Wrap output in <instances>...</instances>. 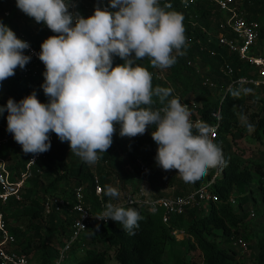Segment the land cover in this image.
I'll return each mask as SVG.
<instances>
[{
    "label": "trees",
    "instance_id": "obj_1",
    "mask_svg": "<svg viewBox=\"0 0 264 264\" xmlns=\"http://www.w3.org/2000/svg\"><path fill=\"white\" fill-rule=\"evenodd\" d=\"M95 1L72 0L75 6L70 11L88 18L94 15L98 3L101 9L109 7V0ZM187 2L185 6L184 0H161V5L170 3L171 10L184 16L187 46L182 49L183 55L177 57V63L166 73L152 68L148 59L139 63L152 72L154 87L173 88V96L179 97L181 103L190 105V109L197 112L203 121L215 125L217 120L213 113L220 110L221 122L215 142L222 145L227 166L218 170V174L217 170L210 171L209 175L196 183H185L176 170L164 171L157 165L158 145L151 136L155 130L153 127L150 126L143 135L121 138L117 125L112 146L106 153L100 154L101 159L94 165L81 161L71 153L68 142H61L55 133H50V150L28 169L34 155L24 154L22 146L7 131L8 112L5 111L0 115V158L7 162L11 181L18 182L23 173L30 172L20 188L19 198L11 196L6 202L0 199V214L5 230L14 238L13 242L5 243L6 251L25 253L29 257L34 252H42L40 264H56L71 240L77 215L68 209L45 215L44 203L48 197L72 200L75 189L84 185L86 202L94 211H101L102 205L105 207L110 201L114 206L136 208L143 219L139 221L135 235H129L122 225L112 220L106 225H99L98 229L97 226L89 228L71 244L67 254L73 253V258H67L62 264H167L166 253L175 244H187L192 249H198L202 262L193 260L187 254L174 264H264V216L258 214L255 223H249L252 213L245 210L250 203L248 187L251 185H257L264 198V163L244 161L233 152L230 141V137L236 138V132L240 131V117L248 114L249 99H254L260 103V109L249 115L248 123L255 126L253 139L264 142V97L251 95L233 98L230 91L226 93L233 78H257L259 68L249 60L241 59L238 54L209 42L205 30L217 33L222 30L221 24L225 21L215 1ZM237 3L247 18L260 22L259 38L252 53L264 57V52L258 48L260 42L264 41V0H237ZM109 10L113 9L109 7ZM0 21L39 54L42 43L55 35L46 25L37 24L18 9L16 0L7 15L0 11ZM212 50L217 52L215 56L211 54ZM191 61L193 65H190ZM122 63L119 57H114V67ZM227 64L234 69L232 77L222 71ZM206 70L211 71L210 78L215 83V89L203 84V75L199 73ZM45 71V65L40 60L38 64L30 61L24 69L18 67L15 75L0 86V107H6L10 98L19 103L33 91L41 103H48V97L41 87L45 82ZM192 102L197 104L195 110ZM6 137V141H3ZM139 160L149 167L147 173L141 170ZM255 174L259 175L257 181ZM96 176L103 188V202L96 194ZM210 182L209 190L217 200L189 208L185 213L171 217L169 224L163 220V210L150 212L147 206L123 205L130 193L137 192L145 185L149 198L153 200L186 196ZM108 186L116 188L119 197L110 200L105 195ZM163 186L164 191L161 189ZM172 187L173 194L167 195V189L172 190ZM0 192H3L1 185ZM235 197L238 199L237 205L236 201H231ZM174 230H183L186 237L178 240L173 234ZM4 238V232L0 229V243ZM239 239L248 245L251 254L248 262L239 255L236 245ZM68 260L72 262L68 263Z\"/></svg>",
    "mask_w": 264,
    "mask_h": 264
},
{
    "label": "clouds",
    "instance_id": "obj_2",
    "mask_svg": "<svg viewBox=\"0 0 264 264\" xmlns=\"http://www.w3.org/2000/svg\"><path fill=\"white\" fill-rule=\"evenodd\" d=\"M16 3L25 15L55 33L42 43L39 54L46 68L41 87L49 102L41 103L33 91L19 103L10 98L6 107H0V115L8 112L7 131L24 154L49 151V134L55 133L61 142L69 143L72 154L94 165L112 146L117 125L121 138L143 135L151 126L158 145L157 165L164 171L176 170L185 183H196L227 166L222 145L213 139L215 127L193 121L188 104L173 96V88L154 87L152 72L139 63L148 59L152 68L163 70L183 55L184 16L171 10L170 3L109 0L114 11L101 9L98 3L88 18L70 11L75 6L72 0ZM29 48L0 21V86L30 62L24 54ZM114 57L123 63L114 67ZM229 91L233 98L254 94L243 86ZM213 115L221 119L219 113ZM246 128L251 133L255 126L248 123ZM105 195L111 200L120 193L108 186ZM96 218L119 223L129 235H135L143 219L136 208L110 201Z\"/></svg>",
    "mask_w": 264,
    "mask_h": 264
},
{
    "label": "built area",
    "instance_id": "obj_3",
    "mask_svg": "<svg viewBox=\"0 0 264 264\" xmlns=\"http://www.w3.org/2000/svg\"><path fill=\"white\" fill-rule=\"evenodd\" d=\"M188 1V0H187ZM192 2L194 0H191ZM198 1V0H195ZM215 1L219 9L223 12L225 21L221 24V31L214 33L211 30L206 29V34L209 42H214L220 48L226 49L231 53L238 54L241 59L249 60L252 65H255L259 68V75L257 78L254 77H240L233 78L231 83L226 88V93L229 92L231 87H250L254 90V94L258 97L263 95V87H264V57H258L252 53V49L259 38L260 34V22L255 19H249L245 15L243 11H241L238 7L237 0H212ZM185 2V0H184ZM188 4V2H187ZM226 30L227 32L223 31ZM216 51L212 50L211 54L216 55ZM25 55L31 57V62L33 64H38L39 53L32 48L25 50ZM222 71L225 75L232 77L234 75V69L230 64L225 65L222 68ZM205 85L215 86L213 80L206 78L204 81ZM251 96V95H247ZM225 98V95L222 96ZM193 108L197 107L195 102H192ZM190 107V105H188ZM192 111V110H191ZM191 119L193 121L202 120V117L197 113L193 112ZM216 113L220 114V110ZM214 114V113H213ZM215 118V116L213 115ZM217 120V119H216ZM221 119L217 120L215 125L210 124L215 127L216 135L213 137L214 142L218 137L219 126ZM52 138V137H50ZM1 144V142H0ZM43 155H35L31 161L32 163L28 164V169L31 165L35 164L38 158ZM141 170L144 173L149 171V167L144 164L142 161H138ZM218 172V171H217ZM218 174V173H217ZM30 176V172H26L22 174L21 180L18 182L11 181L10 172L7 169V162L5 159L0 158V185L3 188V192H0V199L3 202H6L9 197L17 196L19 198V191L22 187L24 181ZM96 182V194L100 196V201L103 202V188L99 183V179L97 176L95 177ZM213 182V181H212ZM212 182L208 183L207 186H202L196 191L186 195V196H176V197H161L159 199H150L147 191L142 187L137 192L130 193L127 197L126 202L123 205L134 206L141 205L147 206L149 211L151 209H155V212L159 210H163V220L165 223L169 224L171 217L176 215H181L187 211L189 208H193L200 203H208L211 201H216L217 198L211 194L209 187ZM231 201L235 202L232 198ZM102 205V203H101ZM120 206V205H119ZM103 209L101 211H94V208L90 206L86 202L85 195V187L84 185L78 186L74 191V197L72 200H69L65 197H48L44 203V211L45 215H50L52 212H62L65 209H68L71 213L77 215L74 224H73V234L71 236V240L64 247L61 252V256L56 264H62L67 258V252L70 250L71 244L76 241L84 232H86L89 228L95 227L97 225H106L110 222V220L103 221L97 219L96 217L103 213L105 210L104 205H102ZM252 216H255V213H252ZM0 229L4 232L5 238L0 243V264H32L30 262V258L25 253L18 252H8L4 249V245L7 241H14V238L10 237L8 232L5 230L4 223L2 221V216L0 214ZM173 234L176 236L182 234L186 236L183 230H174ZM184 238V237H183ZM237 247L247 253L248 245L247 243L239 239L236 243Z\"/></svg>",
    "mask_w": 264,
    "mask_h": 264
},
{
    "label": "rangeland",
    "instance_id": "obj_4",
    "mask_svg": "<svg viewBox=\"0 0 264 264\" xmlns=\"http://www.w3.org/2000/svg\"><path fill=\"white\" fill-rule=\"evenodd\" d=\"M86 1L88 3H94L96 2L95 0H83ZM15 2V0H0V11L1 13H5V15H7V13L9 12V8H11L12 3ZM212 31V30H211ZM258 48H260L262 50V52H264V41L260 42V45H258ZM190 65H193L192 61L190 62ZM164 73L167 72V69H163ZM210 73L211 71L206 70V72H200L199 74L203 75V80L205 81L206 78H209L210 80L212 78H210ZM213 80V79H212ZM203 84L205 85V83L203 82ZM207 86V85H205ZM216 86H209V88L211 89H215ZM249 97V96H248ZM260 97H264V93L262 96ZM249 105L250 107L248 108V114L247 115H242L240 117V125H239V130L238 132H236V138H232L230 137V141L232 143V147H233V152L238 155L239 157H241L244 161L246 162H261L264 163V142L261 141H257L255 139H253V133H249L247 131L246 128V124L249 121V115H251L252 113H255L256 111H258L260 109V103L258 101H255L254 99H249ZM7 137L3 140L6 141ZM1 142V141H0ZM259 179V175L255 174V180L257 181ZM147 186V185H145ZM143 186V188L145 189L146 187ZM147 189V188H146ZM145 189V190H146ZM163 191L165 190V187L163 186V188H161ZM150 190V189H148ZM168 194H173V187L172 190L167 189V195ZM169 195V196H171ZM248 197H250V203H248L245 206V210L247 212L250 213H257L256 217L251 216L248 219L249 223H255V221L258 219V214L260 216H264V198L263 195H261L259 193V189L257 187V185H251L250 187H248ZM254 197L256 199V201H254ZM234 199V198H233ZM234 201H236L235 205H237L238 199H234ZM256 211V212H255ZM183 237H186L182 234L177 236L178 240H182ZM238 251H239V255L241 257H243L242 259H244L246 262H248L249 257H250V251H248L247 253L243 252L239 246L237 247ZM201 252L198 249H192L190 248L187 244L182 245V244H175L171 249H169L166 253L165 256V262L167 264H174L176 262V260L178 258L183 257L184 255L190 254V256L193 258V260L201 263L202 262V257H201ZM73 253L68 255V258L71 259L73 258ZM30 262L32 264H40L41 263V259H42V252H34L30 255ZM68 263H71L72 260H68Z\"/></svg>",
    "mask_w": 264,
    "mask_h": 264
}]
</instances>
